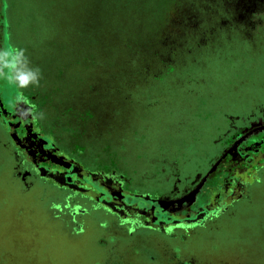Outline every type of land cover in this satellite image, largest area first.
Here are the masks:
<instances>
[{
  "label": "rangeland",
  "instance_id": "rangeland-1",
  "mask_svg": "<svg viewBox=\"0 0 264 264\" xmlns=\"http://www.w3.org/2000/svg\"><path fill=\"white\" fill-rule=\"evenodd\" d=\"M0 96V264H264V184L251 174L264 160V130L247 141L246 195L216 225L193 223L190 242L170 241L129 238L102 210L76 215L85 229L75 233L71 208L89 206L72 191L82 178L64 171L73 188L23 179L28 156L10 150L5 112L15 102L42 109L30 129L45 147L96 171L93 159L105 154L140 190L151 181L150 197L131 198L147 203L165 192L152 188L160 167L164 179L181 165L194 174L218 151L219 134L244 128L249 113L261 119L264 0H0Z\"/></svg>",
  "mask_w": 264,
  "mask_h": 264
},
{
  "label": "flooded vegetation",
  "instance_id": "flooded-vegetation-1",
  "mask_svg": "<svg viewBox=\"0 0 264 264\" xmlns=\"http://www.w3.org/2000/svg\"><path fill=\"white\" fill-rule=\"evenodd\" d=\"M41 111L42 109L34 107L33 104L26 103L20 106L18 102H15L10 109L9 107L5 109L6 117L13 123V127L8 125L7 134L10 139L8 146L10 150L12 147L14 148L17 156L22 155L25 157L24 154L28 156L25 159L27 164L24 163L25 160L22 161L23 168L19 171L20 176L23 179L38 177L40 179L43 178V180H54L66 188L70 186L73 188L74 182L73 184H67L68 181L65 179L64 174L65 170L77 174L82 179L88 177L89 181L84 180L85 184L83 185L81 184L83 183L81 182L82 179L81 181L79 180V188L77 187L75 190L69 188L73 192L77 190L79 197L83 198V200L86 199L90 206H82L80 203L75 202L74 208H71L72 222L76 225V227H73L74 232L80 233L82 229H85L84 223L76 220V215H83L88 213L89 210H102L113 217L112 220L115 223L117 222L126 231V236L129 238L146 232V236H162L170 241L177 236L180 241V238L185 235L190 242L191 235L194 234V229L191 225L198 222V219L204 216L205 220L209 217L207 220L210 222L212 218L216 217L214 222L210 224L211 226L216 225L217 219L223 217L232 204L238 202L246 195L245 191L247 188L241 183L243 179L240 178L241 175L239 173L244 169L247 170V167L244 166L246 156L250 154L246 150L250 147L248 146L250 143L247 140L264 130V109L260 110L261 119L259 120H251L256 114L249 113L245 117L246 120H251L249 123L247 121L248 125L245 124L243 128L240 121L232 126L233 130L238 131L240 129V132H237L238 135L233 136L230 142L224 145L221 140L225 135L219 134L217 136L215 141L221 144L218 151L213 156H210L209 164L199 165L200 167H198L194 174L187 173L184 175L181 165L180 168H177L173 172V180L171 177L164 179L163 175H165L167 169H163V166V168L160 167V171L158 172H161V175L159 178H153L154 186L152 188L156 186L158 189L159 186L161 189L164 188L165 192L160 196L153 194L149 202L143 203L140 200L134 198L132 200L131 198L134 196L133 194L143 198L144 196L150 197L148 193V189L150 188H145V184L148 183L150 185L151 181H144L145 183L140 187L143 189L140 190L138 186H135V179L128 178L126 174H123L117 168L109 169L107 166L109 158L105 159V154L102 158L97 154L96 158L93 159V164L99 167V171H96L89 168L91 163L88 166H84L83 161H80L79 158H66L64 155H60L56 144L51 149L45 147L44 145L47 141L40 136H35L33 128L30 129V125L34 126ZM4 122H8L5 117ZM248 132L249 134H246ZM171 133L173 135L174 132L168 131V137H170ZM27 137L35 139L36 142L34 141L29 144ZM215 141L214 146L216 145ZM36 143L39 144V147L46 156L43 153L42 156L40 154L39 156L38 154H33V144ZM49 154L52 157L48 156ZM262 155L264 156V153ZM163 158L167 159L166 157ZM160 159L163 160L162 158ZM164 163L167 164V161ZM164 163L161 161L159 164L164 165ZM260 163V167L251 173L255 177V184L258 185H260V181H262L261 184H264V180L259 178L257 174L259 172L262 176L261 170L264 166V160L260 161ZM231 175L234 176L233 179L230 178ZM128 196L131 197L128 198ZM233 196H236V198H233ZM75 197L76 195L69 194V202H72L71 199H75ZM219 204H222L220 208H218ZM93 205L99 207H91ZM58 208L61 212V206ZM105 222L102 223V226ZM207 222L201 221L200 223L206 224ZM6 240L13 241L14 239L12 236H9ZM187 240L185 241L184 239L182 244L188 243ZM49 242L51 241L46 238L42 240V244H45L44 246L48 245ZM189 246L191 247V244ZM180 248L182 249V247L178 246V249ZM50 250L56 251L55 248H51ZM50 250L47 248L48 256L50 255Z\"/></svg>",
  "mask_w": 264,
  "mask_h": 264
},
{
  "label": "clouds",
  "instance_id": "clouds-1",
  "mask_svg": "<svg viewBox=\"0 0 264 264\" xmlns=\"http://www.w3.org/2000/svg\"><path fill=\"white\" fill-rule=\"evenodd\" d=\"M21 55H23V52H21ZM38 79H39V70L37 69L36 73L31 75L30 80L31 82L38 83Z\"/></svg>",
  "mask_w": 264,
  "mask_h": 264
},
{
  "label": "trees",
  "instance_id": "trees-1",
  "mask_svg": "<svg viewBox=\"0 0 264 264\" xmlns=\"http://www.w3.org/2000/svg\"><path fill=\"white\" fill-rule=\"evenodd\" d=\"M0 98H1V96H0ZM1 100H2V98H1ZM29 104H30V103H29ZM24 108H26V107H24ZM232 130H233V127L231 128V131H232ZM231 131H229L227 134H224V135L227 137L228 135H230L229 133H230ZM258 133H260V132H258ZM258 133H256V134H258ZM246 134H249V132L246 133ZM247 141H248V140H247ZM243 144H244V142H243ZM246 144H247V143H246ZM60 158H61V156H60ZM62 161H63V160H62ZM230 178L233 179L234 176L231 175ZM226 182H228V181L226 180ZM232 184H233V183H232Z\"/></svg>",
  "mask_w": 264,
  "mask_h": 264
}]
</instances>
